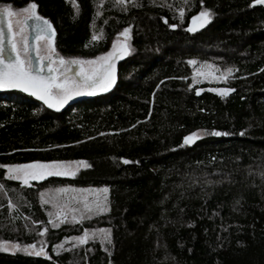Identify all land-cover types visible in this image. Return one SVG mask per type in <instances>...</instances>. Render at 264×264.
Masks as SVG:
<instances>
[{
	"label": "trees",
	"instance_id": "trees-1",
	"mask_svg": "<svg viewBox=\"0 0 264 264\" xmlns=\"http://www.w3.org/2000/svg\"><path fill=\"white\" fill-rule=\"evenodd\" d=\"M31 2L52 24L60 56L106 54L125 28L130 51L109 90L62 109L0 94V165L87 164L29 186L0 167V242L46 249L43 257L0 250V264H264V4ZM202 10L211 20L187 31ZM200 64L225 79L193 83ZM60 187L105 188L106 210L52 228L39 197ZM90 231L84 244L59 248Z\"/></svg>",
	"mask_w": 264,
	"mask_h": 264
},
{
	"label": "snow or ice",
	"instance_id": "snow-or-ice-1",
	"mask_svg": "<svg viewBox=\"0 0 264 264\" xmlns=\"http://www.w3.org/2000/svg\"><path fill=\"white\" fill-rule=\"evenodd\" d=\"M253 4H264V0H253ZM37 4L30 2L19 11H15L9 4L0 6V18H3L7 27V37L0 30V88H16L27 92L37 99L42 100L48 108L59 109L67 100L74 95H80L85 90L99 89L106 91L113 82L112 69L115 59L120 55L127 54L124 45L117 46L113 42V51L96 57L91 60H82L79 58H65L56 52L53 46V36L55 32L52 24L44 17L37 14ZM183 15V11H181ZM15 18V24L19 27V32L14 31L12 19ZM212 18L210 10H202L197 16H193V21H198L199 26L203 27ZM32 21L31 31L33 40H43L46 42L47 53L40 55L39 50L33 43L31 46L27 42V36L24 35L23 26ZM167 23V21H165ZM170 27H176L175 24ZM187 31H196V26H189ZM129 29L125 28L118 36L128 39ZM19 36L23 42L16 39ZM96 40V35H93ZM5 42L11 53L10 59H5ZM32 53H36L35 65L32 60ZM47 61L48 71L45 73L44 62ZM59 62L60 66H65V70L58 72L53 65ZM189 64H195L196 61L189 60ZM77 65L79 71L76 73L78 79L69 78L66 75L68 68ZM208 67H211L210 65ZM59 76V79L57 78ZM199 75H204L200 72ZM195 76L193 83H195ZM191 87V85H190ZM230 91V89L228 90ZM215 135L221 133L216 132ZM185 142H191V137H185ZM128 161H125L127 163ZM83 164L84 162H77ZM8 171L10 178L19 179L25 183L29 180H41L46 176H69L75 173L65 166L64 162L52 161L47 163L34 162L26 165H0ZM2 187V186H0ZM107 191V189H104ZM43 195V194H42ZM11 207V204L9 205ZM92 209H89L91 211ZM106 210V209H104ZM57 225L53 223V227ZM87 232L84 237L79 238L81 243L86 242Z\"/></svg>",
	"mask_w": 264,
	"mask_h": 264
},
{
	"label": "rangeland",
	"instance_id": "rangeland-1",
	"mask_svg": "<svg viewBox=\"0 0 264 264\" xmlns=\"http://www.w3.org/2000/svg\"><path fill=\"white\" fill-rule=\"evenodd\" d=\"M109 0H100V3L107 2ZM113 1H122V0H113ZM15 10V9H14ZM19 11V10H15ZM12 26L14 31L19 32V27L15 24V18L12 19ZM192 25L199 26L198 21H193ZM24 28V35L27 36L26 28ZM28 37V36H27ZM16 39L20 42V46H23V42L20 40V37L17 36ZM117 43V46L124 45L127 51V54L130 51V46L127 40H125L124 37L118 36V38L115 40ZM36 48L39 50L40 55H45L47 53V47L46 42L43 40H36ZM110 51H113V46L110 49ZM109 51V52H110ZM126 54V55H127ZM101 56V55H100ZM124 56V54H122ZM96 58V57H95ZM93 58V59H95ZM67 59V58H66ZM91 60V59H89ZM56 67H62L59 65V63H55ZM208 64H200L196 66L195 68V80L198 83H209V84H219L225 79V75H222L221 72H216L215 69L211 66L208 67ZM200 72H203L204 75H199ZM86 91H83L80 95H74L71 99L67 100L66 103L63 104L62 107L59 109L64 108L65 106L69 105L73 101H77L79 99H83L87 96ZM101 92V91H96ZM94 93V94H95ZM15 99H19V97H14ZM202 136L201 132H195L193 135V138H199ZM77 162L81 161H69L64 162L65 166L70 168L75 174L64 176V177H74L77 175V173L87 167V164L84 162L83 164H79ZM83 162V161H82ZM6 170V176L7 178H10L8 175V171ZM51 177V176H46ZM45 177V178H46ZM63 177V176H61ZM11 180L13 178H10ZM14 181H17L21 183L22 185H32L33 182H38L40 180H32L29 179L26 183L19 179H13ZM42 180V179H41ZM105 188H73V187H60L55 189H48L40 193L39 201L40 204L44 207H46V215H48L49 224L53 228V223H55L58 227L61 224H64L66 221L70 222H78L79 220L92 216L96 213H101L105 211L106 204H107V191H104ZM43 194V195H42ZM89 209H92L89 211ZM94 232V231H93ZM93 232H87V238L86 241L92 237ZM85 233L83 234L84 237ZM78 237L68 239L64 241L61 245H59V248H65L70 245H78V244H84L80 242V239ZM0 250L7 252V253H14L16 251H21L24 254L27 255H33V256H46V249L43 241H39L35 244H29L25 246H19L15 243H9V242H0Z\"/></svg>",
	"mask_w": 264,
	"mask_h": 264
},
{
	"label": "water",
	"instance_id": "water-1",
	"mask_svg": "<svg viewBox=\"0 0 264 264\" xmlns=\"http://www.w3.org/2000/svg\"><path fill=\"white\" fill-rule=\"evenodd\" d=\"M48 20V19H47ZM49 21V20H48ZM50 22V21H49ZM31 23L32 21H28L27 24L24 25V27L26 28V31H27V42L28 44L31 46L33 43L35 44L36 43V40H33V34H32V31H31ZM189 26H192L191 24ZM188 26V27H189ZM188 29V28H187ZM186 29V30H187ZM0 30H2L4 32V35H5V38L7 37V27H6V24H5V21L3 18H0ZM54 30V29H53ZM55 32V31H54ZM56 35L53 36L52 39H54ZM36 46V45H35ZM5 55H4V58L7 60V59H10L11 58V53L10 51L8 50V47H7V43L5 42ZM122 55L119 56V58L115 59V62H114V65H113V69H112V76H113V83L112 85L114 84V80H115V72H116V69H117V66L120 62V60L122 59ZM32 60H33V64L35 65V61H36V53H32ZM44 65H45V73L48 71L46 65H47V61L44 62ZM79 71V67L77 65H72L71 68H70V71H69V74L68 75H73L74 79H78V76L76 75V73ZM203 91H207V92H210V93H217V92H221V93H225L227 94L229 91L228 89H224V88H205L203 89ZM9 92H17L19 94H21L22 96L26 97V98H29L31 100H34L35 102H40L42 104L43 101L42 100H39L37 99L35 96H32L30 95L29 93L27 92H23L19 89H16V88H0V94H3V93H9ZM45 105V104H44ZM47 106V105H45ZM52 109V108H51ZM54 109V108H53Z\"/></svg>",
	"mask_w": 264,
	"mask_h": 264
},
{
	"label": "flooded vegetation",
	"instance_id": "flooded-vegetation-1",
	"mask_svg": "<svg viewBox=\"0 0 264 264\" xmlns=\"http://www.w3.org/2000/svg\"><path fill=\"white\" fill-rule=\"evenodd\" d=\"M46 62V61H45ZM56 63H59L58 61H56ZM54 67H56L55 66V64L53 65ZM57 69H58V72H62V71H64L65 70V66H62V67H56ZM71 68V67H70ZM70 68H68V70H67V72H66V75L69 77V78H72V79H74V77H73V75H68L69 74V71H70ZM57 78L59 79V76L57 75ZM112 84V83H111ZM111 86V85H110ZM110 86L107 88V90H109V88H110ZM99 89L97 88V89H95V90H87L86 91V94H87V96H91V95H94V93L96 92V91H98ZM99 91H101V90H99ZM102 92H104V91H101V93ZM97 93H100V92H97ZM97 93H95V94H97Z\"/></svg>",
	"mask_w": 264,
	"mask_h": 264
}]
</instances>
